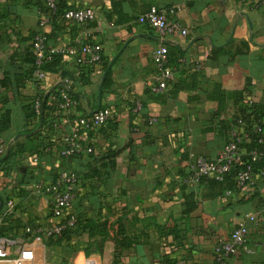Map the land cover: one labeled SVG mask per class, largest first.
I'll use <instances>...</instances> for the list:
<instances>
[{
    "label": "crops",
    "instance_id": "crops-1",
    "mask_svg": "<svg viewBox=\"0 0 264 264\" xmlns=\"http://www.w3.org/2000/svg\"><path fill=\"white\" fill-rule=\"evenodd\" d=\"M59 4L61 9L90 8L95 19L78 25L59 12L41 28L39 20L47 15L45 0H0V81L7 76L11 82V88H0V116L10 112L0 144L5 153L15 142L26 143L21 134L33 131L37 134L33 145L41 149L18 153L0 165L1 209L6 200L15 204L9 234L22 237L29 230L32 239L38 228L50 224L48 199L35 194L33 184L53 183L61 170L70 169L79 177L70 213L99 225L119 222L123 228L119 237L136 240L120 252L119 264H213L214 245L239 225L247 228L248 238L226 264H264V177L257 176L252 187L222 194L182 182L190 155L217 158L226 144L227 122L240 110L243 97L264 115V0H59ZM151 7L177 21L186 36L162 42L139 21ZM39 33L48 37L50 47L99 43L103 60L109 61V86L103 89L107 74L102 65L82 68L64 55L38 82L29 74L34 69L32 41ZM163 43L179 90L167 88L152 95L147 88L155 75L151 54ZM16 81L23 84L15 88ZM216 87L224 95L217 94ZM55 88L58 95L66 89L77 106L59 110L57 94H51ZM39 95L46 99L44 122L27 117ZM218 98L223 111L215 115ZM101 108L111 109L110 120L86 130L84 122ZM68 135L77 136L82 151L64 158L59 148ZM109 150L119 152L115 166L107 159L99 162ZM102 238L88 229L70 235L64 262H102L94 247ZM65 244L55 249L62 248V254ZM106 249L112 254L108 244Z\"/></svg>",
    "mask_w": 264,
    "mask_h": 264
},
{
    "label": "built area",
    "instance_id": "built-area-1",
    "mask_svg": "<svg viewBox=\"0 0 264 264\" xmlns=\"http://www.w3.org/2000/svg\"><path fill=\"white\" fill-rule=\"evenodd\" d=\"M46 8V17L39 20L38 23L41 28L45 27L49 18L56 13V0H46ZM62 17L73 24L85 25L95 19V14L90 8H76L66 10ZM139 21L154 30L162 42L176 35L185 37L187 34L186 30L177 21H173L164 11L155 7H151L148 12L142 14L139 17ZM47 42V36L44 33H39L32 41V51L35 56L33 76L38 82L45 78V73L41 70V66L55 54L70 57L77 66L82 68L94 67L100 63L102 58V48L97 42L85 43L77 48L71 46L48 47ZM151 59L155 75L154 80L147 86L148 91L152 95L163 94L167 90L168 84L175 77L173 69L168 65V49L164 43L152 51ZM76 106V99L66 89H61L57 108L59 110H68ZM139 107L140 104L136 103L134 111H138ZM33 108L35 113L38 114V99L34 100ZM111 113L110 108L99 109L84 122V128L91 130L100 127L109 120ZM231 139L224 145L215 160L190 155L189 172L183 177L182 182L186 185H198L200 178L206 176L221 181L223 175L231 170L233 163L239 160L237 144L241 141V137L238 135L237 130L231 131ZM81 151L82 146L76 135L64 136L61 139L59 148L61 157L74 156ZM3 152L4 148L0 144V154ZM86 152H91V149L86 148ZM251 155L253 160H255L257 154L251 152ZM32 161L36 162L37 159L34 158ZM259 176L264 177V167ZM78 180L79 177L75 172L70 169H63L58 173L55 182L33 184V192L48 199L50 224L38 228L32 239L29 237V230H26L22 237L0 236V264H47L46 248L43 240L56 237L62 232L71 230L76 223V218L70 213L69 209L75 197ZM235 180L237 189L252 187L255 184V179L249 167L240 172ZM14 211V202L8 200L4 208L0 209V226L6 217L13 215ZM248 234L247 228L239 225L230 232L226 239L218 241L213 247V264H225L228 258L234 256L240 248L245 247ZM165 264H183V262Z\"/></svg>",
    "mask_w": 264,
    "mask_h": 264
},
{
    "label": "trees",
    "instance_id": "trees-1",
    "mask_svg": "<svg viewBox=\"0 0 264 264\" xmlns=\"http://www.w3.org/2000/svg\"><path fill=\"white\" fill-rule=\"evenodd\" d=\"M56 8L57 11L55 15H57L59 12L62 15L66 10H68V9L60 8L59 0H56ZM45 10L47 12L46 7ZM59 57H60L59 54H55L51 57L50 60H46L41 66V70L44 73L45 71L53 70V65L55 64L56 59H58ZM108 63H109L108 60H103V58H101L99 65H102V71L106 70ZM30 64L34 65L33 66L34 69L31 72L32 74L29 75H33L35 71V56L31 58ZM168 65L172 68L169 61V55H168ZM106 74L107 75L103 80V89H106L111 82V72L106 70ZM22 84L23 82L16 81L14 86L15 88H17L20 87V85ZM0 88H3L5 90L11 88V82L7 76L0 81ZM168 88L172 89L173 92H177L179 90L175 81V77L174 80L168 84ZM216 93L219 95H224L223 92L220 91L219 87H216ZM51 94L56 96L57 94L56 88L51 91ZM47 96H49V94H47ZM35 99L39 100L38 114L35 113L33 108V103ZM58 99H59V95L57 94V100ZM34 100L32 101L28 109L29 112L27 113V117L28 118L38 117L39 119L42 118L43 122L46 121L47 115H44V111L46 110L45 97L39 95L36 98H34ZM242 100H244V97L242 98ZM242 100L240 102L241 103L240 110L237 111L238 113L236 115H233V117L229 122H227V126L225 127V130L227 131L226 143L232 140L231 131L234 129L237 130L238 135L241 137V141L237 144V148L239 152V160L233 163V167L229 172L223 175L221 181H217L213 177L206 176L200 178L198 183L199 186L202 185L204 188H207L212 191H217L220 194H222L223 191H227V190L235 191L237 188L235 178L238 176L240 172L244 171L247 167L250 168L254 179L257 178V176L259 177V174L262 168L264 167V122H263L264 115L255 105L245 103ZM2 101L3 99L2 96L0 95V102ZM218 102H219V108H218V112L215 115L220 114L223 111V107L221 105L222 100L218 98ZM133 108L134 106H132V110ZM9 124H10V112L9 110H5V112L0 116V131L7 129ZM32 132L33 131H27L21 134V136L25 138L26 143L21 144L15 142L13 145H10L7 148L5 153L3 152L4 154L2 153L0 155V165L7 163V161L10 159L11 156L16 155L18 153L24 151H28V152L34 151L36 153H39L41 151V149L40 150L38 149L39 148L38 146L33 145L35 141V137H37V134H31ZM251 152H255L257 154L255 160H253V156L251 155ZM118 154H119L118 151L109 150L108 152H106L104 157L99 159V162L103 161L104 159H107L110 165L115 166V158L118 156ZM104 165L105 164L101 163V166ZM3 201L4 200L0 195V203ZM6 202L7 200L3 204H5ZM12 216L6 217L2 222V225L0 226V236L13 237L9 234V228L11 223L13 222V220L11 219ZM81 229L82 230L88 229L90 232L92 231L97 233L98 235L103 236V238L98 243L94 244L95 249L100 253V256L102 258L101 260L102 262H99L98 264H108L107 260H109L110 258L112 259L111 261L112 264H119L121 258L120 252L122 250L130 248L131 246L133 247L137 243L134 238H132L131 240L124 237H119L120 233L123 230L122 225L119 222H116L113 225L105 224V223L99 225L89 221L83 222L81 219L76 218V223L71 230H67L65 232H62L60 235L56 237L47 239L45 241V246H50V245L59 246L63 241H65L66 244L63 248L64 252L62 253L63 254L62 259L63 262L65 260L67 261L68 260L67 252L69 251L68 241L70 235L77 233ZM106 244H108L109 247H112V254H110V252L106 249ZM89 249L90 246L86 249V251L88 252ZM175 262L178 261H170L167 263H175ZM64 263L67 264V262ZM226 263L227 262H225V264Z\"/></svg>",
    "mask_w": 264,
    "mask_h": 264
},
{
    "label": "rangeland",
    "instance_id": "rangeland-1",
    "mask_svg": "<svg viewBox=\"0 0 264 264\" xmlns=\"http://www.w3.org/2000/svg\"><path fill=\"white\" fill-rule=\"evenodd\" d=\"M57 246V245H56ZM58 247V246H57ZM46 258H47V264H65L63 262V254H61L62 248L55 249V246H46ZM75 264H78L79 262H74Z\"/></svg>",
    "mask_w": 264,
    "mask_h": 264
},
{
    "label": "water",
    "instance_id": "water-1",
    "mask_svg": "<svg viewBox=\"0 0 264 264\" xmlns=\"http://www.w3.org/2000/svg\"><path fill=\"white\" fill-rule=\"evenodd\" d=\"M98 111V110H97ZM1 207H2V202L0 203V209H1Z\"/></svg>",
    "mask_w": 264,
    "mask_h": 264
}]
</instances>
